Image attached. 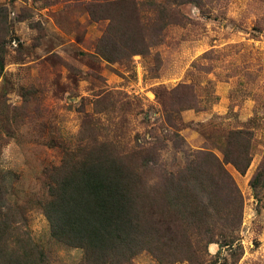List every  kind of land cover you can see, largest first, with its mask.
<instances>
[{"label": "rangeland", "instance_id": "obj_1", "mask_svg": "<svg viewBox=\"0 0 264 264\" xmlns=\"http://www.w3.org/2000/svg\"><path fill=\"white\" fill-rule=\"evenodd\" d=\"M114 1L0 0V174L14 175L7 204L44 260L30 250L19 264H85L53 238L42 204L47 171L87 138L149 151L158 176L221 163L235 216L212 218L202 261L264 264V0H135L153 46L108 62L96 46L110 21L90 9ZM128 264L167 263L144 252Z\"/></svg>", "mask_w": 264, "mask_h": 264}, {"label": "trees", "instance_id": "obj_2", "mask_svg": "<svg viewBox=\"0 0 264 264\" xmlns=\"http://www.w3.org/2000/svg\"><path fill=\"white\" fill-rule=\"evenodd\" d=\"M169 6L167 2L161 8L167 12ZM90 14L95 21H110L96 46L106 61H123L153 46L135 0L98 3ZM3 71L0 55V77ZM87 143L46 173L49 199L42 211L53 238L84 250L85 264H128L144 252L167 264H204L201 247L212 242V218L235 216L226 211L239 194L221 163H217V173L190 164L177 174L158 176L154 166L159 159L149 151L123 155L107 141L90 143L87 138ZM234 163L242 173L250 165V161L245 167ZM221 170L224 177H220ZM12 176L0 174V264H19L32 252L42 263L27 219L7 204V182ZM230 222L238 224V220Z\"/></svg>", "mask_w": 264, "mask_h": 264}]
</instances>
